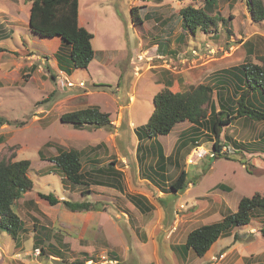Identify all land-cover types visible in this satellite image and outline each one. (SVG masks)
Returning <instances> with one entry per match:
<instances>
[{"label":"rangeland","instance_id":"374dc122","mask_svg":"<svg viewBox=\"0 0 264 264\" xmlns=\"http://www.w3.org/2000/svg\"><path fill=\"white\" fill-rule=\"evenodd\" d=\"M80 3L87 8V27L95 33V57L88 69L91 78L83 76L84 69H73L72 75H67L52 67L56 44L28 26L30 0H0V159H29L28 177L33 183L15 203L23 223L17 238L0 229V264H86L88 257L93 260L91 264H101L111 258L110 252L116 254L115 264L149 263L155 257L149 237L153 234L158 242L165 239L167 217H176V224L181 221L193 229L220 220L228 210L235 211L242 196L255 192L264 195V142L259 139L264 136L262 121L239 118L224 126L218 139L221 155H214L215 139L206 137L202 129L198 146L208 149L209 154L190 159L197 146L193 143L183 160L175 156L177 167L164 159L162 171L156 168V142L163 152L170 153L180 130L192 131L190 121L176 124L166 135L140 141L141 150L136 153L135 132L146 123L153 109V96L163 80H171L175 91L208 84L217 108L220 92L234 106L239 90L235 92L228 70L250 61L262 64L264 57V21H252L246 0H219L217 12L228 28L216 29L215 36L199 30L192 34L183 26L179 10L187 4L198 5L199 0ZM131 7H137L136 17L145 22L143 28L135 25L139 32L131 27ZM164 18V24L171 22L188 33L181 31L179 39L174 34L167 40L158 35L159 54L147 35L143 44L139 37L145 30L159 34L160 26L155 23ZM66 61L70 63L69 58ZM256 95H250L252 105L260 101ZM89 106L109 112L113 128H76L60 120L65 112ZM71 148L83 151L81 171L88 182L84 186L90 190L87 195L81 194L80 185H71L53 162L42 159ZM39 151L43 152L42 158ZM107 164L120 171L118 180L123 189L115 186L117 175L95 170ZM178 167H184L191 182L184 190L163 191L168 190ZM39 192L53 193L59 200H88L95 209L72 212L61 202L48 204ZM127 194H143L154 209L141 213ZM259 215L264 216V211L254 214L247 226L234 229L249 240L243 245L250 243L255 252L264 250V239L251 234L262 227ZM250 227L253 229L246 233ZM146 234L149 237L145 244ZM190 255L194 264H206L205 257L198 258L193 251Z\"/></svg>","mask_w":264,"mask_h":264},{"label":"trees","instance_id":"16d2710c","mask_svg":"<svg viewBox=\"0 0 264 264\" xmlns=\"http://www.w3.org/2000/svg\"><path fill=\"white\" fill-rule=\"evenodd\" d=\"M218 2L219 0H199L198 5L187 4L182 7L179 15L184 24L183 26L187 27V30L192 34L199 30L212 36L216 35V29H222L224 26L228 28L227 21L217 12ZM246 5L252 21H264V0H246ZM78 6L79 0H30L28 26L34 33L42 37L60 38L62 46L59 49L67 57L60 55L58 53L59 49L54 53V56L58 68L67 75H70L73 69H87L94 57L93 33L84 26L79 25ZM134 8L137 7H131L130 10L132 24L135 26L140 24L142 20L139 16L136 17ZM134 18H136L137 23L134 22ZM249 52H251V49ZM68 58L70 59L69 64L66 61ZM228 72L234 79L235 92L239 90L238 98L233 102L235 107L229 104L230 98L223 97L220 92V101L217 108L216 103L211 99L213 89L208 84L199 83L190 86L186 90L173 91L170 89L172 81L169 79L163 80V85L153 96V109L146 123L139 126L135 132L138 138L136 153L141 150L142 144L140 141L158 135H166L177 123L187 120L192 123V131L190 132L191 148L194 147V144L198 147L199 133L202 129H205V136L209 139H215L213 141L214 155H221L223 152H219L221 146H219L218 139L224 126L230 125L233 120L239 118L264 122V57L262 64L252 63L251 61L245 62L240 66L230 68ZM51 77H54L53 73ZM254 93L260 99L256 105H252L249 100L250 95ZM205 108H208L209 112L205 111ZM60 120L70 123L76 128H82L86 125L96 128L105 127L108 130L113 128L109 112H103L96 106L65 112L60 115ZM259 139L264 142V136ZM156 143L159 157L156 168L162 171L165 167L164 158L166 157L162 146L158 142ZM38 153L42 158L43 152L39 151ZM82 153V150L75 148L60 149L57 154L42 159L53 162L71 185H80L82 187L81 194L87 195L90 190L84 187L88 186V182L81 171ZM29 168L30 160L27 158L14 161L0 159V229L6 231L13 238H17L18 232L23 229L22 220L15 210V203L25 192L32 188V180L28 177ZM101 169L95 168L98 172L105 171L107 174L117 175L115 186L118 189H123V183L118 180V177L121 176L119 170L111 164H107L105 168ZM187 176L184 167L179 168L175 178L170 181L168 190L163 191L176 192L184 190L187 184L191 182ZM225 189L231 190L229 187H225ZM38 195L50 205L61 202L72 212L95 209L93 203L88 200H59L53 193L39 192ZM127 197L141 213H147L154 209V205L143 194H127ZM258 211H264V195L255 192L251 196H242L235 211L228 210L220 220L194 227L187 233L184 244L180 247L173 246V250H182V258L186 257L188 250H192L197 256H203L220 236L228 234L234 227L249 223L252 216L257 214ZM260 234L264 237V223L260 228ZM40 250H44L42 245ZM110 255L113 259L116 256L113 252H110ZM87 259L92 258L88 257Z\"/></svg>","mask_w":264,"mask_h":264},{"label":"crops","instance_id":"0c3cea01","mask_svg":"<svg viewBox=\"0 0 264 264\" xmlns=\"http://www.w3.org/2000/svg\"><path fill=\"white\" fill-rule=\"evenodd\" d=\"M135 2L136 3H142V0L141 1L135 0ZM86 11H87V8H84V6L81 5L80 0H79L78 23H79V25L84 26L86 29H88L90 32L93 33V31H91L89 29V27H87L88 17L85 14ZM90 11H94V10L90 8ZM175 11L176 10H174V12ZM148 13L149 12H146L145 15L143 16V18L146 17L148 15ZM178 14H179V12H178ZM155 18H156V16L153 17L154 20H155ZM166 19L167 18H164V19H162V21H159L160 22L159 24L157 22L155 23L156 25L160 26V33L159 34L148 33L147 30H145L144 33L140 34V37H139L141 44H143L142 43V42H144L143 39H145L146 38L145 35H147L148 42L153 41V46H155V50L159 54H162V53L159 51V49L161 47V41H159L158 35L160 38H163V40H167V39H171V37H173L174 34H176V36H175L176 39H179L182 32L184 34L188 33L186 31L182 30L181 28L176 27L175 24H173L171 22H169L168 24H164ZM136 26H134L132 24L131 27L133 29H135L136 32H139ZM143 27H146L144 21H142L139 24V28H143ZM175 28L177 29L176 31H174ZM47 39L50 40V42H52V44H54V43L56 44V47H54V49H53V51H54L53 53L57 52V50L62 46L61 40L59 37H53V38H47ZM94 39H95V33H93L92 41ZM141 52H143V50ZM138 54H140V53H138ZM94 57H95V54H94ZM94 57H93V59H94ZM92 60H91V62H92ZM91 62L89 63L87 69H84V71H86V74L83 75L85 78H91L90 74L88 73V71H89L88 69H90ZM102 62H104V61H102ZM51 65L53 68L58 69L57 60H54V62ZM75 70L78 71L80 69H75ZM72 73H73V71L71 72L70 75H72ZM172 86H173V82H172V85L170 86V89ZM173 91H175V90H173ZM190 132L191 131H186V130L182 131V129H181L180 132L176 135V139L174 140V143H173V151L171 150V147H170V153L167 154L164 152V156L166 157L164 159L166 160V163H168V160L172 161L174 166L177 167L176 157L179 156V159L183 160L185 155L188 154V152L191 150V147H192V145L190 146V144L188 143L190 141V138H189ZM187 139H188V142H187ZM142 141H146V139H144ZM176 142H177V144H176ZM157 152L158 151L156 148V154H157L156 165H157V161H159V157H158ZM172 154H173V156H172ZM256 215H258V213ZM258 218H259L258 224L260 223L261 224L260 226H263L264 216L259 215ZM144 220H147V219H144ZM174 220H177V218L174 217L173 219L172 218L170 219V217H167L166 221H164V222H169V224H168L167 229H165V239L160 241L161 242V248L159 247L160 242H158L155 238L156 236H154L153 234L150 235V237L147 234L145 235L146 237L143 236V243H145V244L148 243V237H149V239L151 240V243L153 244V247H154L153 250H154V254H155L154 259L151 262L145 263V264H194V258L190 255L192 250H188L185 258L181 257V254L183 253L182 250H180V251H174L173 250V248H174L173 246L180 247L182 244H184L185 239H186V235L191 230L188 227H185L183 225L184 223H182L181 221L176 224V222H174ZM158 224H159L160 228L163 227V225L160 224V222ZM248 224L241 225V226H247ZM159 226L156 225V229L158 228L160 230ZM260 228H262V227H260ZM260 228H258L259 231H255L252 233L250 232V233L254 234L253 237H260V239H264V237H262L260 234ZM234 229H235V227L233 229H231V231L228 234L220 236L210 246V248L207 250V252L203 256H196V257H198V258L205 257L206 258V264H264V250H262L261 252H255L257 250H254L253 246H249L250 243H246L249 245H243L244 242H248L249 240H246L245 239L246 237L243 238V236L239 235ZM252 229H253V227H250L248 230H245V231H246V233L247 232L249 233V230H252ZM159 230L156 232L159 233ZM232 235H233V237H232ZM235 235H236V237H235ZM227 239H229V241H227ZM245 246H247V248ZM163 247L165 248L164 250H162ZM83 251H86V250H83Z\"/></svg>","mask_w":264,"mask_h":264},{"label":"built area","instance_id":"2783aa9c","mask_svg":"<svg viewBox=\"0 0 264 264\" xmlns=\"http://www.w3.org/2000/svg\"><path fill=\"white\" fill-rule=\"evenodd\" d=\"M68 85H71L70 83H67ZM209 154V150L202 147V146H198L196 148H194L190 154L191 158H194L195 160L204 157L205 155ZM191 161V160H190ZM117 262V260L114 258H108L105 259L104 261L101 262V264H115ZM86 264H91L93 263L92 259H87L85 260Z\"/></svg>","mask_w":264,"mask_h":264}]
</instances>
